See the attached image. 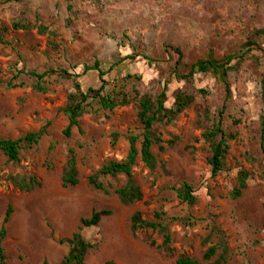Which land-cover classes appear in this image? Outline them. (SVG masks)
<instances>
[{"label": "rangeland", "instance_id": "rangeland-1", "mask_svg": "<svg viewBox=\"0 0 264 264\" xmlns=\"http://www.w3.org/2000/svg\"><path fill=\"white\" fill-rule=\"evenodd\" d=\"M36 19L54 38L35 30H10L13 21L35 24ZM263 25L264 0H0V28L7 29L3 39L8 44L0 45V138L14 140L47 125L46 136L22 151L17 162L0 154V227L7 207L12 210L2 244L7 263L60 264L68 252L60 241L78 232L81 219L105 210L110 215L96 227L79 230L94 245L85 264H174L179 256L212 264L215 258H202L210 246L205 239L212 225L224 232L229 250L226 264H264L260 150L264 39L253 38ZM247 43L250 46L244 48ZM174 49L180 51L185 67L205 59L209 52L215 59L243 55L237 70L227 75L228 97L207 76L174 80ZM126 56L134 61L117 64ZM95 61L103 68L116 64L106 76L116 82V89L134 87L142 95L155 96L166 87L167 106L179 92L195 97L175 122L154 126L164 151L152 148L157 161L153 170L137 158L131 173L142 197L130 206L121 205L111 192L124 186V175L97 177L109 193L92 188L88 178L103 164L125 158L128 132L140 136L137 102L111 112L86 114L65 138L62 131L67 120L60 110L72 89L71 80L51 77L44 84L47 91L40 93L33 89L32 79L21 75L12 83L23 86L5 87L13 69L41 73L53 68L80 74L83 66ZM126 75L139 80H123ZM80 81L85 87L99 86L92 76ZM113 86L105 90L110 92ZM222 106V127L235 134V140L229 143L223 170L213 177L202 134L217 120ZM70 149L75 153L78 183L63 188L61 176ZM240 171L247 174L246 188L241 198L232 200L228 194ZM31 180L29 191L16 185ZM183 183L192 187L193 205L181 202L172 190ZM136 212L149 222L162 214V224L171 236L170 251L162 247L158 232H132L131 217Z\"/></svg>", "mask_w": 264, "mask_h": 264}, {"label": "trees", "instance_id": "trees-1", "mask_svg": "<svg viewBox=\"0 0 264 264\" xmlns=\"http://www.w3.org/2000/svg\"><path fill=\"white\" fill-rule=\"evenodd\" d=\"M67 8L70 9V7ZM10 30H35L39 35H47L50 38H54V33L50 32L47 27L37 24V19L35 24H30L24 20L13 21L10 25ZM6 32V28H0V45H8L3 39V35ZM253 38L264 39V25L261 29L254 31ZM251 45H254V43H251ZM248 46H250V43H247L244 48ZM174 53L177 57L172 69V77L174 80L188 82L196 75L207 76L214 79L223 88L226 98L229 95L227 75L230 72L236 71L244 59L243 55H228L223 56L220 59H215L209 52L205 59H199L185 67L182 63L180 51L174 49ZM125 60L134 61L133 57L126 56L119 60L117 64ZM143 60H145L147 64L151 63V60L146 57H143ZM115 66L116 64H113L103 68L100 62L95 61L92 65L83 66L80 74L71 73L68 70L53 68L47 69L41 73L27 69H13L12 78L5 87L7 89H12L23 86V83L21 82L17 84L12 83V81L17 80L21 75L32 79L34 81V85L32 86L33 89L40 93H45L47 91L44 84L51 77L71 80L72 89L66 96L64 107L60 110L67 120V125L62 131V135L65 138L71 136L73 128L79 127L78 121L82 116L89 113L95 114L99 111L111 112L116 108L127 106L132 102H137V121L141 126L140 136L137 137L128 132L126 136L128 149L125 158L120 162L110 161L103 164L96 173L88 178V183L92 188L104 193H109L110 191L97 181V177L100 175L111 177L119 174L124 175L126 179L124 186L113 189L111 192L117 197L121 205L130 206L140 201L142 197L139 187L132 180L131 173L137 158H139L141 163L147 169L153 170L156 167L157 161L152 153V148L157 146L159 152L164 151V142L161 139L160 134L154 130V126H168L175 122L177 117L195 101V97L184 92H179L176 94L173 103L170 106H167L166 87L155 96L142 95L134 89V87H131L129 91H125L123 88L116 89V82H110L106 79V76L114 70ZM181 68H184V70ZM89 76L97 79L99 83L97 88L83 86L80 79ZM130 78L139 80V77L136 75H126L123 80ZM111 84H114V88L110 92H107L105 89ZM198 93L201 95L206 94L204 90H199ZM260 100L263 105V114L260 119V150L264 158V72L260 80ZM223 114L224 106H222L217 112V120L202 134V139L209 148L210 155L207 159V164L210 168V174L213 177L223 170L224 159L229 150V143L235 140V134L226 131L222 127ZM236 122L234 124H237ZM46 126L47 125H44L36 132L26 133L14 140L0 138V154H2L9 162H17L22 151L30 149L46 136ZM246 180L247 174L244 171H240L236 177L235 187L228 194L230 199L236 200L241 198L242 192L246 188ZM33 182V180L27 183L23 181L16 183V185L20 190L29 191L33 188ZM77 183L75 153L70 149L68 150L66 164L62 172L61 185L63 188H67L73 187L77 185ZM172 190L175 191L177 198L181 202L186 203L187 205H193L195 203L196 198L193 194L192 187L189 184L183 183L178 188ZM11 213V208L7 207L0 227V264H8L2 244L7 235L6 224L9 222ZM109 215V211L102 210L91 213L86 219H81L78 232H75L71 237L60 241L61 244H66L68 246V252L60 264H85L86 255L94 245L85 241L80 235L79 230L81 228L96 227L102 218ZM161 215V213L155 214L154 217L156 221L149 222L143 220L140 213L136 212L131 217V230L132 232H136L138 230L150 229L158 232L162 237V247L165 250L170 251L171 236L168 232L167 226L162 224ZM211 238L215 239V243L210 242ZM205 242L209 243L210 246L204 252L202 256L203 260L209 261L212 258H215L212 264H226L229 257V250L222 229L215 225L209 226V233ZM42 264H47V262H43ZM104 264L114 263L106 262ZM174 264L201 263L186 256H179Z\"/></svg>", "mask_w": 264, "mask_h": 264}]
</instances>
